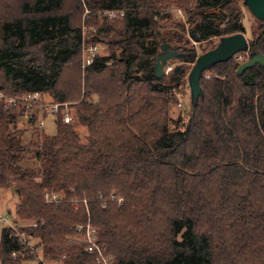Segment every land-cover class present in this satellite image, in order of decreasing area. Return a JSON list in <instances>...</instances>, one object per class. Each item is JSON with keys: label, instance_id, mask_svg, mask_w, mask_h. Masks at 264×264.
<instances>
[{"label": "trees", "instance_id": "trees-1", "mask_svg": "<svg viewBox=\"0 0 264 264\" xmlns=\"http://www.w3.org/2000/svg\"><path fill=\"white\" fill-rule=\"evenodd\" d=\"M194 1L192 39L245 34L239 0ZM188 3L82 0L88 18L123 12L114 26L96 25L88 42L65 0H0V92L74 103V124L58 117L54 135L35 131L32 168L22 167V133L10 131L14 120L0 103V188L17 196L14 221L35 225L23 229L34 253L1 231L0 264L38 256L39 264H97L77 231L87 224L110 264H264V69L237 76L232 58L212 65L194 107L189 98L186 123L171 119L173 90L197 55L184 25L158 30L153 8ZM108 36L109 53L82 70L83 43ZM163 44L183 54L182 65L156 79ZM247 44L248 55L264 56V22ZM67 64L74 72L66 75Z\"/></svg>", "mask_w": 264, "mask_h": 264}, {"label": "rangeland", "instance_id": "rangeland-1", "mask_svg": "<svg viewBox=\"0 0 264 264\" xmlns=\"http://www.w3.org/2000/svg\"><path fill=\"white\" fill-rule=\"evenodd\" d=\"M82 2V0H65L64 5V12L71 14L72 22L75 26L80 27L83 39L85 41L93 40L91 37L93 36V33L91 30H96L97 26L101 25L103 22L108 23L111 25H115V23H119L121 20V17H116L113 19H109L102 14H97L96 16H92L90 18L87 17L88 12L84 9L79 8V4ZM194 0H189L187 9H183L181 7H178L174 4H168L165 7L156 10L154 7L153 9L155 11H158L160 17L154 18V20L157 22V27L160 32H164L166 30L168 31H178L176 25L182 24L185 27V39L187 41V49L194 50L197 57L217 46L219 43L218 38H212L208 41L204 42H195L194 39L191 38L189 34V26L187 23L189 14L187 11H192L194 7ZM238 8L240 9L242 13V23L245 28V37L247 41H251L253 39V32L256 31L259 27V21L255 19L249 11L246 9L243 0H239L237 3ZM216 13H220V11H215ZM162 17H166L165 19H162ZM105 19V21H101V19ZM97 25V26H96ZM111 37H104V38H97L98 41V55L100 56H106L109 53V43L111 41ZM88 44V43H86ZM159 52V50H158ZM248 59V54L241 53L235 55L231 60L233 63H243ZM172 69L175 66L182 65L180 61L172 60L168 62ZM186 71L185 78L181 81V83L173 90V93L175 94L176 102L169 106L168 115L171 119L174 121H181L182 123H186L188 114L190 112V91L188 87L187 77L188 74L192 68V65L184 64L183 66ZM66 75L69 73L74 72V66L72 64H67L64 67ZM214 71L207 72L205 74V78L210 77ZM46 101H49L48 98H45ZM67 108L65 107L63 110H66L71 117H73L74 110L71 105H74V103H66ZM5 111V110H4ZM7 113V112H6ZM8 116L12 117L14 122L9 126L10 131H20L22 133L21 137V143L26 148V153L23 154V162L22 167L23 168H32L34 165V162L32 160V153L35 149L32 142L35 141V131L42 133L46 136H52L55 133V125L53 123L52 118H46L44 120V130H37L34 127H30L27 125L25 120L17 115H11L10 113H7ZM38 117H42L40 111H37ZM74 124V121L73 123ZM77 132L80 135V139L82 142H85L87 139V135L80 127H76ZM18 199L15 194H13V191H11L8 188H0V216L6 219L5 223H0V237H1V231L5 228H8L10 225H12L15 217V208L17 205ZM30 222L27 221H18L16 225H29ZM111 259V258H110ZM40 262H37L36 260L31 262H25L24 264H39ZM44 264H55L52 262L45 261Z\"/></svg>", "mask_w": 264, "mask_h": 264}, {"label": "built area", "instance_id": "built-area-1", "mask_svg": "<svg viewBox=\"0 0 264 264\" xmlns=\"http://www.w3.org/2000/svg\"><path fill=\"white\" fill-rule=\"evenodd\" d=\"M102 15L109 19H113L118 16L122 17L123 12L104 11L102 12ZM91 32L93 35L97 34V30L92 29ZM97 56L98 45L83 43L81 47V69L85 70L89 68L94 63ZM171 70L172 67L169 64L163 68L164 74H168ZM0 103L3 105L5 112L10 113L11 115L20 116L25 120L28 126L34 127L40 131L44 130V120L46 118H52L53 123H55L58 117H61L64 124H72L74 121L69 113L66 110H63L65 107L67 108L66 103L46 101V99L39 93H28L20 98H12L6 97L0 92ZM37 111H40L43 116L38 117ZM45 199L47 202L59 201L55 195H46ZM111 200H113V197ZM5 222L6 219L0 216V223ZM16 224L17 222L13 221L12 225L8 228L14 233L20 242L31 249V253H34L32 245L26 240L23 229L31 226L35 227V225L29 224L19 226ZM77 231L81 233L82 243L85 245L87 253L95 256L97 264H110L111 259L104 255L103 248L97 243L96 230L87 224L84 227H79ZM36 261L41 262V257L38 256Z\"/></svg>", "mask_w": 264, "mask_h": 264}, {"label": "water", "instance_id": "water-1", "mask_svg": "<svg viewBox=\"0 0 264 264\" xmlns=\"http://www.w3.org/2000/svg\"><path fill=\"white\" fill-rule=\"evenodd\" d=\"M243 3L255 19L264 22V0H243ZM194 41L198 42V39L196 38ZM247 50L248 44L245 35L243 33H236L230 36L221 37L215 48L196 58L187 77L192 107L195 106L197 98L201 96L199 80L202 73L212 65L227 61L237 54H247ZM182 58L183 54L176 51L168 44L161 45L153 62L155 78L161 79L164 76L163 68L168 62L172 60L179 61ZM255 66H260L264 69V56L260 53H250L248 59L239 65L236 74L237 76H241L245 70ZM178 68L179 66H175V70ZM10 190L13 191V188Z\"/></svg>", "mask_w": 264, "mask_h": 264}]
</instances>
